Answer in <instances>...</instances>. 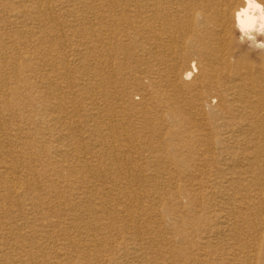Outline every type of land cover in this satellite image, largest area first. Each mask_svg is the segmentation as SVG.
<instances>
[{
	"label": "bare ground",
	"instance_id": "1",
	"mask_svg": "<svg viewBox=\"0 0 264 264\" xmlns=\"http://www.w3.org/2000/svg\"><path fill=\"white\" fill-rule=\"evenodd\" d=\"M15 1L17 2L6 0L4 8H14ZM104 1L109 6V14L102 18L93 17L90 24L86 21L78 33L89 32L88 35L95 42V63L99 66V71L96 74L98 81L95 82L92 92L96 90L94 94L105 101L101 109L109 114L106 119L110 126L109 130L106 126V130L110 131V134L98 136L100 144L112 143L111 154L113 153L114 157H109V162H114L117 166L118 156L127 158L128 155L141 151L137 146L139 141H135L136 138L142 139L146 135L159 141L172 142L177 137L176 132L171 129L172 123L187 121L186 124H193L195 130L178 137V144L174 146L176 151L180 150L179 147L186 149L198 147L197 154L188 155L186 160L175 158V161L181 162V166L185 168L176 170L175 175L179 182L183 180L188 183V191L184 189L175 191L171 200L177 210L183 208L181 203L183 199L187 202L193 199L200 201L206 207L203 209L204 213L201 212V205L197 209L189 207L185 210L188 214L200 213L204 220L182 221L184 229H187L184 231L187 232L185 239L189 238L185 244L191 246L190 249L186 246L184 250L178 251L175 257L186 259L187 262L192 261V264H264V249L260 247L262 243L264 245V51L248 50L246 44L241 45L237 40L239 34L236 33L234 26V11L241 6L242 0ZM25 2L30 4L27 9L29 15L42 18L41 22L44 24L48 23L46 12L43 11L44 0ZM197 13L200 14L199 18ZM23 16L27 15L23 13L18 15L21 18ZM96 28L104 31H95ZM23 32H25L23 28L19 30V33ZM113 34L134 39L133 45L125 49L112 48L109 36ZM33 36L3 37L7 45H0V71L12 66L7 60L9 49L27 50ZM36 40L40 42L45 38L39 35ZM48 58L52 61L50 55ZM85 58L79 57L78 62ZM25 71L33 74L31 68ZM116 72L119 73L117 79ZM47 76L46 73L42 76L45 82L49 80ZM28 78L30 77L26 79ZM26 79L23 81H27ZM3 81L0 79V92L7 86ZM51 81L47 82L45 87L50 88L51 85L59 87L58 81ZM18 83L15 86L17 89L23 88L22 86L28 87ZM78 84L90 87V80L80 78ZM30 88L32 89L31 86ZM67 89L68 87L65 90ZM134 95L139 97L138 102L134 101ZM72 97L74 98L73 93ZM19 99L18 101H21ZM30 106V102L24 104L20 102L16 106L19 109L11 107V112L21 116L20 109H27ZM90 106L91 110H95L100 105L95 103ZM53 108L62 109L64 104L54 103ZM191 115L196 116L197 123V120L193 122L190 119ZM21 121L22 124L16 126L17 130L22 127L23 130H27L26 120L21 118ZM58 122L62 127L65 126V122L60 118ZM205 125L213 128V134L209 137L198 134L202 129H206ZM183 128L186 130L188 127ZM118 129L122 131L118 132ZM9 130L10 128L6 129V134ZM17 134L18 132L9 133V137ZM3 138L4 133L0 131V145ZM16 143L17 151L5 148L3 152L0 148V185L2 184L7 191V196L17 199L25 195L30 204L16 212L14 221H8L0 227V264H33V260L39 256L24 242L32 237L28 233H21L23 228L17 225V220L23 221L25 216L38 215V209L49 206L53 208L54 202L45 201L44 198L41 200L33 188L27 184L24 186L18 177L25 173H34L35 169L22 163L19 167L15 161L17 158H23L34 164L38 155L37 143L29 144L30 142L25 141ZM163 150L167 153L170 151L165 148ZM77 167L78 169L61 167L62 170L54 171L51 178L58 177L63 171L74 173L77 172L75 170L90 172V178L84 176L85 178L72 189L63 187L61 183L44 194L46 198L55 200L56 196L60 197L70 192V196L79 201L77 206H81V213L78 216L73 209L67 211V221H72L70 224L74 231L81 236L80 240L69 243L72 255L87 258V264H153V262L157 264V259L151 257L147 251L148 245L156 238L154 233L149 232L151 230L129 238L126 235L120 237L117 233L118 236L114 235L113 240L107 239L106 230L114 229V224L121 222L124 224L139 222L142 217L148 216L144 214L146 211H153L152 206H142L138 191L134 193L131 189L140 181L139 186L141 191L145 192L144 197H150L153 202L157 201L160 198L159 194L164 195L166 189L160 188L157 193L152 192L149 195L148 191L144 190L147 186L159 187L162 184L150 182L149 185L145 179L147 177L157 179L162 172L158 171L146 177L142 173L126 170L125 166L124 171L116 174L115 171L110 172L98 165H91L88 159H82ZM93 172L98 173V176L92 177ZM106 179L112 180L110 186L103 185L101 180ZM126 190L132 194L127 197L128 203L121 204V201L119 204L114 203L117 205L113 207V212L109 213L110 209L107 208L110 204L107 205L109 202L104 201L103 197L115 193L119 200ZM12 207L14 205L9 206L8 211L13 212ZM168 211L171 210L165 209V212ZM182 212L185 213L184 210ZM42 219L46 220L44 217ZM149 219L147 217V220ZM62 225L64 220L58 217L57 221H48L46 227L41 225L39 228ZM160 225L166 226L163 222ZM189 228L191 233L188 232ZM180 235L183 236L182 233ZM182 236H179V239L185 240ZM117 238H122L121 245H124L119 251L122 255L129 256L127 258L131 260L130 262L107 258L105 255L114 250L113 244ZM168 245L171 244L168 242ZM165 248L166 246L163 250ZM162 253L168 252L164 250ZM162 253H158L159 256L165 257L161 255ZM91 258L94 262L90 261ZM56 259L59 260L58 255ZM47 262L43 260L37 264H49Z\"/></svg>",
	"mask_w": 264,
	"mask_h": 264
},
{
	"label": "rangeland",
	"instance_id": "2",
	"mask_svg": "<svg viewBox=\"0 0 264 264\" xmlns=\"http://www.w3.org/2000/svg\"><path fill=\"white\" fill-rule=\"evenodd\" d=\"M5 1L6 0H0V10H1L0 45H7V43H5L6 40H4L3 37H18V36H33V35L35 37L33 36L29 44V48H27V50L25 51L22 49L19 50L9 49L10 54L8 55L7 60L8 62L11 63L12 66H9L4 70L0 71V79L4 80L3 82L7 83L6 84L7 86L3 89V91L0 92V102H1L0 131L4 133V138L2 142L3 144L1 143V145L3 146L0 145V148H2L3 152L7 148L13 151H17L18 143L16 142L20 143L21 141H25L26 143L30 142L29 144H31L32 142H34V144L37 143L38 155H37V161L35 160L36 162L34 164L32 162H29L27 159H23V158L21 159L17 158L16 160L18 162L15 161V164L18 165L19 167L24 165L33 170L35 169L34 173L31 172L29 174L25 173L22 175H18V177L20 178V181L24 184V186L27 184L31 189L33 188L32 190H34L35 193H37L36 194L37 196L39 195L38 197L41 200L44 198L45 201L49 200L51 202H54L53 208L49 206L44 209H40V210L38 209L37 210L38 215L25 216V219H23V221L17 220L18 221L17 225L18 226L20 225L19 227L22 226L23 228V230H21V233L24 232L28 233L32 237L31 239L25 240L24 242L26 243V245L29 244L30 247L33 248V251L36 252L39 256L38 258L33 260V264H37V262L40 263L43 260L46 262L48 261L47 263L49 264H54L55 262H57V264H85V263L87 264L88 263V261L86 260L87 258L82 259L78 255H72L71 248L68 247L70 242H76L81 238V236H79L78 233L74 231L72 224H70V222L72 221L70 220L67 221L68 210L73 209L75 215L77 216L81 213L80 212L81 206H77L79 201H77L74 196H70L69 194L70 192H68V194L66 193L65 195H61L60 197L56 196L55 200L54 198H49V197L46 198L44 195L47 194L49 189L58 187L59 185H61V183L63 187L72 189L73 186H76L79 183V181L82 180V178H85L84 176L90 178L89 175L91 173L83 170L82 172L75 170L77 172L74 173L63 171V173L60 174L58 177L51 178V174L54 171H58L60 169L62 170L63 167H71L72 169L75 168L78 169L77 166H79V163L82 162V159H88L89 162H91V165L93 166L98 165L99 167H101V169L110 170V172L115 171L116 174H118V172H122L125 166H126L125 167L126 170L127 169L132 170V173H137V172H139L140 174L142 173V175L146 177L158 171L162 172L157 179L153 180L152 178H148V177L147 179H145V182L147 184H149L150 182H155V183L161 182L160 184H162L159 187L154 186L150 188V186H147L146 189L144 190L148 191L149 195L152 192L157 193L160 190V188L166 189V193L164 195L159 194L160 198L157 201L153 202V200L150 199V197L149 198L144 197L145 192L141 191L142 189L139 186L140 181L135 183L137 186L133 184L135 185V187L133 186L131 189L132 191H134V193L138 191L137 193H139V196L141 198L140 204L142 206H150V207L152 206L153 211L152 212L146 211L144 214H148V216L145 215L144 218L142 217V219L139 222L137 221L133 223L127 222V224L121 222L122 224L121 223H117L118 225L114 224V229L106 230L108 232L106 233L108 235L107 239L113 240L114 235L115 236L119 235L120 237L126 235L127 238L131 236L135 237V235L138 236L139 233L144 234L148 230H151L149 232L154 233L156 238L152 241V243L148 245L149 250L147 251L148 253H150L151 257L157 259L156 261L157 264H192V261L187 262L186 259L175 257V254L178 251L184 250V248L187 246L185 242L189 240V238L185 239L187 232L184 231H186L187 229H184L185 225L182 224V221L187 220L188 222L189 221L195 222L198 221V219L204 220V217L199 215L200 213L188 214L185 212V210L188 209L189 207L190 208L196 207L197 209L201 205V208L200 207L199 208L201 209V212L204 213L205 211H203V209L206 206L201 204L200 201H196L194 199L190 200L189 202L183 199L181 200L183 202L180 201L181 203H183L182 205L183 208L177 210L173 205L171 198H172V194L175 193V191H181L182 189L188 191V183H185L183 180L179 182V178L176 177L175 175L176 170L185 169L181 166V162L175 161V158H179V159L183 158V160H186L188 158V155L197 154L196 148L198 147H192L187 149L179 147L180 150L176 151L174 150V146L178 144V137L185 136L187 133L193 132L195 130L193 124L188 125L186 124L187 121L185 123L184 121L172 123L171 129L175 131L177 134V137H175L176 139L173 140L172 142L159 141V139H153L144 134L145 138L142 139L136 138L135 140V141H139L137 146L140 147L141 151H137V153H132L128 155L127 158L124 157L121 158L122 156H118L119 159L117 160L118 167L114 164V162L112 163L109 162L108 158L114 157L113 153L111 154L110 145L112 143L108 142V143L100 144L98 142L99 135L108 136L110 134L109 133L110 131L108 132L110 125L108 119H106V117H108L109 114L101 109V106L105 104V101L103 99H100L101 97H99L98 95L94 94L95 92H97L96 90L95 92H92L95 82L98 81L96 74L99 71L98 68L99 66L96 65L95 63V54H96V50H94L95 42H93L92 38L88 35L89 32L78 33L80 29H83V26L85 25L84 23L86 21L88 22V24H90L93 22V17L96 18L97 17L102 18L104 16L106 17V15L109 14L108 12L109 6L105 4L104 0H44L45 3L42 2L44 6L43 11L46 12L45 16L48 19V23H49V24L48 23L44 24L41 22L42 18H36L35 16L32 17V15H29V11L27 9L29 8L28 6L30 4L25 2V0H17V2L15 1L16 5H14V8L13 7L4 8ZM48 7L49 10H47ZM22 13L26 14L27 16H23L22 18L18 17V15ZM48 16H50L51 18ZM20 20H22L23 22ZM51 21L52 23H50ZM22 28L24 29L25 32L19 33V30ZM95 31H104V30H100V28H96ZM39 35H42V37H44L45 40L38 42L36 38ZM70 35L72 38L70 37ZM54 36L56 37L58 36V37L56 38ZM121 36L114 34L112 36H109V42L112 48L116 47V48L125 49L133 45L134 39H126ZM247 49L252 50L250 48ZM47 52L49 54H47ZM45 54H47L46 57L44 56ZM49 55L52 61H50V59L48 58ZM79 57L80 58L86 57V58L85 60L82 61L80 60L78 62ZM93 66L95 69L92 68ZM28 68H31L33 70V74H30L29 72L25 71ZM41 68L43 69L41 70ZM45 73L48 75L47 78L49 79L46 82L45 79L42 77L43 74ZM117 73L118 72H116V74ZM118 74L115 76V79L118 78L119 76ZM58 76H60V78ZM27 77L30 78L26 79ZM80 78H83L85 80L86 79L90 80V87L78 84L80 83ZM23 79H26L27 81H23ZM51 80L54 82L58 81L57 84L59 85L60 88L52 85L50 88L45 87V84H47V82H50ZM18 82H20L21 85H28L29 88L31 86L32 89L31 88L29 89L26 86H22L23 88L17 89L15 86L19 84ZM66 87H68L67 90H65ZM72 93L74 98L72 97ZM18 98H20L19 100L21 101H18ZM135 98L137 101L135 100ZM133 99L135 102L139 101L138 96L134 95ZM8 101L10 102L9 105L7 104ZM20 102L22 104L30 102L31 106L28 107L27 109H24L26 108V104H25L24 108L20 109L19 111V113H21V116H18L17 114H13L11 112V107L16 108L17 103ZM54 103L64 104V108L62 109L53 108ZM95 103H98L100 106L96 108L97 110L96 109L91 110L90 105ZM96 113L99 114L96 115ZM64 115L67 116L64 117ZM190 117L189 118L193 120V122H195L196 120H197L196 123L198 122V119L196 118L195 115L194 116L191 115ZM21 118L26 120L27 130L26 129L23 130L22 126L20 130H17L16 126L20 125V123L22 124ZM59 118L61 119L62 122L63 121L65 122L66 127L65 126L62 127L59 124L58 122ZM67 118H70L71 120ZM76 119H78L77 122ZM76 123L78 124L76 125ZM71 126H72L71 128L72 130L70 129ZM106 126L108 130H106L107 129ZM182 126L185 128L188 127L189 129L188 128L186 129L188 131L184 130ZM8 128H10V130L9 132L7 131L6 134V129ZM120 130L121 129H118V132L122 131ZM16 131L18 132V134L16 136L13 135L11 137H17L18 139L9 137V133L14 134L17 133ZM198 134L200 135L204 134L207 135V137H209L211 134H213V128L208 125L206 126L205 130L202 129V131H200ZM133 142L131 144H133ZM104 146L108 147V148L106 147L107 150H105ZM161 146L165 148L167 151L170 150L169 153L165 152ZM98 156H100V158ZM166 170L167 172H165ZM115 172L112 173L115 174ZM92 174H93L92 177L98 176V173L96 172H93ZM26 175H28L27 179H26ZM101 181H103V185L110 186L109 184H111L112 180L106 179ZM135 181H137V179ZM128 190L125 191L126 193L124 195L122 194V196H120L119 200L115 193L103 197L104 201L107 200V202H109L107 205L110 204L109 207L107 208L110 209V211H108L109 213L113 212V207L119 204L120 201L122 202L121 204L128 203L127 197L128 195L129 196L132 195L130 193L131 190H129L130 192ZM0 196H1L0 227L6 224L8 221H14L15 220L14 216L16 215V212L18 210L23 209L24 207L26 208V206L30 204L29 200H27L28 197L25 195L17 199L7 196V191L5 190V188H3L2 184L0 185ZM56 203L57 204L61 203L62 205H57ZM11 205H14V207L11 208L13 212L8 211V208ZM165 209H169L171 211L165 212ZM183 210L185 213L182 212ZM43 217L46 218V220H43L42 219ZM58 217L64 220V225L54 228H45V229L39 228L41 225H44L46 227L48 221L51 222L57 221ZM147 217L150 219L147 220ZM162 222L166 226L160 225V223ZM135 225L138 227H136ZM188 232L191 233L190 228L188 229ZM181 233L183 234V236L180 235ZM179 236H182L185 240L183 239L180 240ZM19 241H23V240H19ZM122 242H123L122 238L120 239L117 238L114 240L113 245H115V248L114 250H112V252L105 253L107 258L108 257L114 259L116 258V260L122 262L131 261L130 259H128L129 256L122 255L121 251H119V248L124 246L121 245ZM168 242L171 245H168ZM164 246H166V248L164 249L165 252L168 253H162L164 252L163 250ZM190 246L191 244L187 247L190 249ZM261 246L264 249L263 243L262 245H260V247ZM158 253H162L161 255H165V257L159 256ZM193 254H195V252H193ZM57 255L59 256L58 261L56 259ZM90 261L94 262L92 258ZM153 264L156 263L153 262Z\"/></svg>",
	"mask_w": 264,
	"mask_h": 264
},
{
	"label": "clouds",
	"instance_id": "3",
	"mask_svg": "<svg viewBox=\"0 0 264 264\" xmlns=\"http://www.w3.org/2000/svg\"><path fill=\"white\" fill-rule=\"evenodd\" d=\"M199 18V13L196 14ZM234 26L239 44L264 51V0H242L234 11Z\"/></svg>",
	"mask_w": 264,
	"mask_h": 264
}]
</instances>
